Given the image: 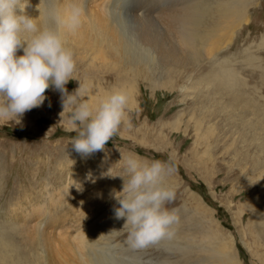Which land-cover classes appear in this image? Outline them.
Listing matches in <instances>:
<instances>
[{"label": "rangeland", "instance_id": "1", "mask_svg": "<svg viewBox=\"0 0 264 264\" xmlns=\"http://www.w3.org/2000/svg\"><path fill=\"white\" fill-rule=\"evenodd\" d=\"M26 1L22 14L43 31ZM230 1L161 0L147 10L156 14L161 32L150 40L147 59L129 55L128 64L80 45L75 52L65 41L76 63L75 79L65 85L69 94L90 87L84 99L94 109L122 87L133 92L126 94L118 133L88 156L70 144L75 132L53 88L18 123L0 121V264H44L41 246L30 248L32 239L21 233L24 224L50 219L48 231L57 236L62 230L66 238L61 264H80V255L86 263V244L155 264H264V0L239 4L233 13L224 8ZM45 27L53 30L52 22ZM169 35L175 40L165 46ZM16 54L23 55L22 49ZM130 155L174 166L164 185L176 197L166 207L179 216L173 239L135 250L126 242L128 227L114 213ZM41 204L49 211L32 216ZM84 228L86 240H72Z\"/></svg>", "mask_w": 264, "mask_h": 264}, {"label": "clouds", "instance_id": "2", "mask_svg": "<svg viewBox=\"0 0 264 264\" xmlns=\"http://www.w3.org/2000/svg\"><path fill=\"white\" fill-rule=\"evenodd\" d=\"M27 4L0 0V121L18 123L26 111L40 107L46 90L53 88L61 94L62 113L68 110L74 150L82 156L103 151L124 122L128 97L114 91L93 109L85 102L81 86L69 94L65 85L75 79L73 53L60 36L40 30L34 19L22 14ZM21 33L31 34L30 39ZM21 49L23 55L18 56ZM124 167L127 179L120 176L123 195L117 198L114 213L128 227L127 244L135 250L173 239L179 216L177 209L166 206L175 201L176 192L164 185V177L174 166L130 155L124 158Z\"/></svg>", "mask_w": 264, "mask_h": 264}, {"label": "bare ground", "instance_id": "3", "mask_svg": "<svg viewBox=\"0 0 264 264\" xmlns=\"http://www.w3.org/2000/svg\"><path fill=\"white\" fill-rule=\"evenodd\" d=\"M29 1H32L31 3H33L32 6L35 13L34 15L36 16L35 18L41 21L40 24L44 26L43 30H48V28L45 27V23L49 24L52 22L53 30H50L60 36L64 44L66 40H70L72 44H74V47L72 48L75 49V52H79L78 45L83 48V51H93L95 49L102 59H113L116 64L122 65L127 63L128 61L124 58L129 55H133V58L134 56H137L138 59H147L144 57L147 56L146 51L150 48V40L162 30V25L156 14L147 11L150 9L151 12V10L158 7L161 0H158V3L153 1L150 3L151 1L149 0V3L142 5H140L142 2L137 3L134 0H110L109 8H104V5H102L105 0H28V2ZM248 1L250 0H233L230 1L228 5H225L224 8L226 12L233 13L238 7H240L239 4L243 6V3ZM117 6L120 7V11H123L118 12L116 10V8H118ZM26 7L27 6H25V9ZM183 17L181 18V23L179 25L181 28L183 22H185V20H182ZM184 18L186 19V17ZM148 40L149 42L147 44L146 41ZM174 40L175 35H169L166 39L165 46H168V44ZM72 48H70V50ZM139 71L140 70H138V72ZM136 75H138V73ZM132 76L135 77L134 75ZM121 79L123 80V78ZM131 79L133 78L131 77ZM124 81H122V84ZM86 87L87 86L84 87V90H86L84 92L90 91L91 88L89 87V89ZM97 88L99 89L98 86ZM118 91L128 94L129 92H133V88L132 86L127 88L122 87L118 89ZM46 194V200L55 203L52 199L53 193L46 192ZM35 209V211H31L32 216L36 215L39 209H41L42 215L49 211L47 205L44 204L36 206ZM51 224H54L52 219L46 220L43 224H24L22 227L24 232L21 234L28 237V240L32 239V241L29 242L30 248L41 246L43 252L42 259L43 262H45L44 264H61L60 244L65 242L66 238H61L60 235L63 233L62 230L58 232L57 236H53L51 230L48 231V227ZM66 232H68V229ZM9 233L12 234L11 232ZM88 234L89 229L84 228L79 233L77 232L74 234L72 240H86ZM22 240L24 241V239ZM28 240H25V242ZM85 248V255L87 256L89 263L87 260L86 263L82 262L81 255L79 254L80 256L77 259L78 261H81L80 264H155L151 261H139L138 259L129 256L114 255L109 251H103L101 248L91 247L88 244L85 245ZM73 249L80 252L78 244H74ZM97 255H99V258Z\"/></svg>", "mask_w": 264, "mask_h": 264}]
</instances>
